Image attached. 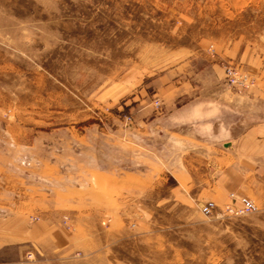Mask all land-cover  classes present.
<instances>
[{
  "label": "rangeland",
  "instance_id": "obj_1",
  "mask_svg": "<svg viewBox=\"0 0 264 264\" xmlns=\"http://www.w3.org/2000/svg\"><path fill=\"white\" fill-rule=\"evenodd\" d=\"M261 122L264 0H0V264H264L166 145Z\"/></svg>",
  "mask_w": 264,
  "mask_h": 264
},
{
  "label": "crops",
  "instance_id": "obj_2",
  "mask_svg": "<svg viewBox=\"0 0 264 264\" xmlns=\"http://www.w3.org/2000/svg\"><path fill=\"white\" fill-rule=\"evenodd\" d=\"M193 116H198L197 112L182 115L176 113L173 122L177 126L199 121ZM204 128L206 129L196 130V135H206L208 129L209 135L214 136L213 141L208 143L202 139L191 140L186 135L179 139L176 138L180 137L179 134L167 133L170 138L166 140V145L172 144L174 147V152L167 159V166L207 168L212 174L211 181L207 182L210 196L224 202L232 195L236 205L250 200L254 206L251 214L264 215V122L248 125L241 132H234L233 128L225 133L213 131L211 127ZM191 141L194 143H190ZM161 143L165 141L161 140ZM252 232L264 234V223L255 225ZM252 237L258 239L256 235Z\"/></svg>",
  "mask_w": 264,
  "mask_h": 264
},
{
  "label": "built area",
  "instance_id": "obj_3",
  "mask_svg": "<svg viewBox=\"0 0 264 264\" xmlns=\"http://www.w3.org/2000/svg\"><path fill=\"white\" fill-rule=\"evenodd\" d=\"M254 206L251 201H243L242 206L237 208L232 205H226L222 209L218 208L214 203L207 202L201 206V213L206 217H219L223 215L227 216H245L252 213Z\"/></svg>",
  "mask_w": 264,
  "mask_h": 264
},
{
  "label": "bare ground",
  "instance_id": "obj_4",
  "mask_svg": "<svg viewBox=\"0 0 264 264\" xmlns=\"http://www.w3.org/2000/svg\"><path fill=\"white\" fill-rule=\"evenodd\" d=\"M232 197V199H233V196H231ZM242 206V203L240 204V205H238V207L237 208H239V207H241ZM203 215V214H202ZM211 218V217H210Z\"/></svg>",
  "mask_w": 264,
  "mask_h": 264
}]
</instances>
